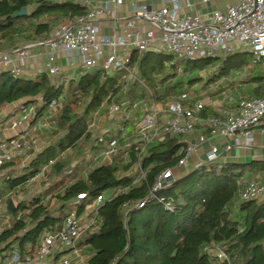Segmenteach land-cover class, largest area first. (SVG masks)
I'll return each mask as SVG.
<instances>
[{"label": "trees", "instance_id": "1", "mask_svg": "<svg viewBox=\"0 0 264 264\" xmlns=\"http://www.w3.org/2000/svg\"><path fill=\"white\" fill-rule=\"evenodd\" d=\"M24 8L27 15L15 18ZM85 13L86 8L75 0H0V39L10 43L19 37L37 40L54 28L50 20L43 22L46 18L57 24ZM137 56L134 54L133 61ZM216 60L207 58L193 63L183 70L180 85L169 87V81L178 74L172 56L149 52L140 63V77L154 92L162 87L156 91L161 100L170 93H183L186 84L192 87L201 81L199 73L217 66ZM230 60L224 61V65H230L225 72L241 67L242 62ZM79 75L64 84L46 73H0V111L21 100H41L44 111L53 100L62 103L52 131L53 142L36 154L25 174L7 181L9 189H16L46 167L50 186L43 194H50L54 204H45L44 195L20 204L13 214L22 213L21 217L0 234V257L15 248L22 256L28 254L43 235L63 226L68 208L77 207L79 218L84 219L87 214L92 217L94 213L87 207L98 196L127 188L99 209L98 228L81 237L79 246L83 247V254L90 256L88 264H264V199L238 200V180L255 169L264 170V162L220 163L194 169L158 192L161 202L152 201L139 208L157 177L176 168L182 157L179 152L186 144L182 138H175L143 150L137 144L125 151L119 148L109 163L91 168L93 158L88 149L99 143L89 126L110 97L118 99L124 95L123 86L119 84L120 75L103 78L101 71ZM138 89L143 94L147 92L133 83L128 94L136 98ZM253 92L257 98L263 97L264 84L259 83ZM33 102L29 100L26 105ZM210 112L205 109L202 115L207 117ZM108 139L99 145H105ZM77 160L86 170L85 177H76L81 166L74 165ZM138 160L147 176L141 185L134 186L127 174ZM70 169L73 172L69 175ZM73 178L78 179L70 183ZM79 195L86 196L79 200ZM211 246L223 250L228 261L222 263L205 250Z\"/></svg>", "mask_w": 264, "mask_h": 264}, {"label": "built area", "instance_id": "2", "mask_svg": "<svg viewBox=\"0 0 264 264\" xmlns=\"http://www.w3.org/2000/svg\"><path fill=\"white\" fill-rule=\"evenodd\" d=\"M75 1L86 8L84 15L63 20L54 28L49 39L31 42L27 47V51L36 47L50 49L46 66L40 73L58 77L60 83L64 84L70 79H77L79 74L96 71H101L103 78L120 75L119 84L123 86L124 95L118 99L110 97L104 108L107 117L114 122L113 130H118V133H133V138L129 139V143L126 142L125 148L137 144L143 150L147 146L175 138H182V142L186 144L179 152L182 157L176 168L167 169L157 177L148 196L139 203V208L152 201L161 202L158 192L176 180V169L187 167L189 159L199 148L204 149V154L195 169L220 164L234 147L252 144L253 130L264 124V96L241 100L237 110L227 112L224 117H204L202 113L206 109V103L203 98L197 99L195 91L188 85L183 93H170L158 100L156 93L140 77V63L149 52L172 56V64L180 60L198 61L205 58H221L225 61L228 55L242 52H248L259 62H263L264 0H239L225 11H212L205 17L190 11L196 0H134L127 14L122 13L121 9L128 0ZM199 1L208 3L209 0ZM20 52L21 50L16 49L0 53V73L24 74V60L28 55H24L19 61L14 57ZM60 53L65 54L67 65L77 67L80 73L64 76V67L56 64ZM134 54L138 55L136 61H133ZM133 83L147 90L136 100L128 96ZM26 104L16 108L15 111L22 118L21 121L12 123V128L25 125L27 130L43 108L41 100L39 104ZM60 109L62 103L53 100L45 111L47 115L53 116ZM3 118L4 113L0 111V121ZM128 122L130 125H127ZM89 130L93 133L95 124H91ZM197 131L206 133L197 138H188ZM109 133L110 131L101 133L96 138L98 143H104L109 138ZM217 137H223L227 142L219 146L212 144ZM38 147V138L28 137L26 133L1 140L0 171L22 158L24 152ZM107 147L105 155L108 157H113L119 151L115 140L110 141ZM135 169L132 184L139 186L146 180L147 173L140 160ZM72 172L70 169L68 174ZM238 184V197L243 202L264 199L263 181L241 177ZM126 191L127 188L114 193L104 192L98 196L87 208L94 213L89 219L79 218L75 209L69 210L63 226L43 235L34 250L31 249L22 256L19 249L15 248L5 259L0 257V264H82L83 247L79 246L81 237L98 228L99 209ZM85 196L79 195L78 198L82 200ZM5 201L6 199H0V223L10 228L22 213L11 216ZM205 250L222 263L228 261L227 254L215 246Z\"/></svg>", "mask_w": 264, "mask_h": 264}, {"label": "crops", "instance_id": "3", "mask_svg": "<svg viewBox=\"0 0 264 264\" xmlns=\"http://www.w3.org/2000/svg\"><path fill=\"white\" fill-rule=\"evenodd\" d=\"M238 1L239 0H209L208 3H200L199 0H196L195 5L190 9V11L194 13H198L203 17H205L212 11H225L227 7L236 5ZM133 2L134 0H128L126 4L122 7L121 12L122 13L126 12L127 14ZM49 20H50L51 28L53 26L55 28L59 23L58 22L57 24H53L52 23L53 21H51L50 18H46L45 20H43V22H49ZM54 28L52 29V31L54 30ZM52 31L50 32V34L44 35L45 37H42L37 40H28V41L29 42L45 41L50 38ZM41 53L42 55H40ZM49 53H50V49L48 47H36L30 50L28 54V58L24 62L25 64V66L23 67L24 75L34 76L36 74H39L42 71L43 67L46 66L48 60L47 55ZM57 59L58 60L56 64L64 67L63 68L64 76L76 75L80 73V69H77V67L75 66L70 67L67 65L65 54L63 53L58 54ZM246 78L247 77L245 78L242 77V80L243 79L247 80ZM219 82H221V80ZM257 85H258L257 82H255L253 88L256 87ZM208 87L205 86L204 89L200 90L199 92L195 90L194 96L197 99L203 98L204 102L206 103V109L211 110V112L209 113L210 115H217L220 117H224L227 112L237 110L238 103L244 99V98H239L238 101L227 100V97L215 99L216 96L213 95L212 93H209L210 89H208ZM217 96L220 97L219 95ZM29 100L34 101L33 103L39 104V100L37 99H29ZM29 100H21L12 103L2 110L4 113V118L0 121V141L11 136H16L19 133H26L28 137H37L39 140V147L37 149L28 150L24 152L22 158L18 159L15 163L5 166L0 171V199H6L5 202L7 203V208L10 200L14 202L17 209L20 204L34 197V196L29 197L28 192L25 193L23 191L30 184L36 181V178L42 173V170L35 177L31 178L27 183H25L23 186H18L16 189L13 190L9 189L7 181L11 178H17L25 174V172L28 169V166L36 157V154L42 152L48 145H50L53 142L52 131L55 129V119L57 118V116L61 111L60 109L56 115L51 116V115H47L46 111L41 110L42 109L41 108L39 110L38 117L32 120L27 130H25V125H21L19 128L16 129L12 128L11 127L12 123H14L15 121L17 122L21 121L22 118L20 113L18 111H15L16 108L19 105L27 103ZM103 110L96 113L93 116L92 124H95V130L93 132V135L95 136L96 139L101 133L105 134V132L110 131V133L108 134L109 139L108 142L105 145H103V149L101 150L97 148L99 144L96 143H94L88 149V153L90 152L91 158H93L90 165L91 168L98 166L100 163H104L105 159H108V163L111 161V158L105 155L106 151L108 150L107 145L110 141L115 140L119 148L125 151L124 145L126 144V141L133 138L132 133H118V130L116 129L113 130V128L115 127L114 122H112L108 117L103 116L106 113V108H104ZM102 117H104V119H102ZM127 125H130V122H128ZM204 133H206V131H197L194 134L190 135L188 138L191 139L197 138L198 136ZM226 142L227 140L225 138L217 137L215 140L212 141V144L214 143L219 146L225 144ZM203 154H204V149L199 148L197 152H195L189 159L187 167L176 169V171L174 172L176 178L177 179L181 178L187 175L190 171L194 170L195 166L198 165L201 159L203 158ZM251 161L264 162V124L253 130V142L251 145H242L240 147L239 146L234 147L232 151H230L228 156L225 158V160L222 161V163L247 164L250 163ZM74 163L75 166L77 164L78 165L81 164L79 160L75 161ZM22 165L24 166L22 167ZM44 168H45V174L47 176V177L44 176V178L46 181H48V169L46 167ZM135 173H136V169L134 167L133 171H131V173L129 172V174L127 175H131L133 179ZM86 174H87L86 170L84 166L81 164L80 171L76 177L78 178H80L81 176L85 177ZM250 174H252L251 178H257L260 181L264 182V170L255 169L254 171H250ZM242 177H246V176L243 175ZM78 178H73L71 181L75 182L77 181ZM66 187L67 185L62 187L57 193L63 191ZM20 195L22 197H20ZM23 196H25V198H23ZM45 196L46 195H44V197ZM50 199L52 200V197ZM238 200L242 201L240 197H238ZM43 202L45 204L47 203H51V205L54 204L53 203L54 200H52V202L46 203L44 198H43ZM89 207L90 206H88L87 208ZM73 209L74 208L71 209L68 208V210H66V214L69 210H73ZM75 210H77V207H75ZM8 211L10 212L11 216L14 215L13 212L9 210V208ZM86 218L89 219L90 217L86 216ZM6 228L7 227H5L3 224L0 223L1 232ZM8 253L9 252L3 254L4 259ZM89 259H90L89 255L82 253V258H81L82 264H88Z\"/></svg>", "mask_w": 264, "mask_h": 264}, {"label": "rangeland", "instance_id": "4", "mask_svg": "<svg viewBox=\"0 0 264 264\" xmlns=\"http://www.w3.org/2000/svg\"><path fill=\"white\" fill-rule=\"evenodd\" d=\"M60 21L59 23H61ZM58 23V24H59ZM57 24V25H58ZM31 45V42L28 40L22 39L19 37L16 39L15 42L10 43L6 40L0 39V53H8L13 50L19 49L21 52L18 55H15L14 58L18 59L19 61L21 58L24 57V55H28L30 50L27 51V47ZM34 49V48H33ZM207 59V58H205ZM217 60L215 63H217V66L214 68L206 69L202 72L199 73V77L202 79L198 83H196L194 86H192V89L195 91H200L204 89L205 86H209L208 89H210L209 93H212L215 95V99L218 98H224L227 97V100H232V101H238L239 98H244V99H253L257 98V94L253 92V86L255 85V82L257 84H264V78L263 79H258L259 77H264V61L259 62L255 56L252 54H249L248 52H242V53H235V54H230L228 55L227 59H231L230 61H240L242 62L241 67L237 69H233L232 71L225 72L230 69L229 64L224 65V60L221 58H216ZM227 59L225 61H227ZM26 60V59H25ZM24 60V62H25ZM173 60V57H172ZM174 61V60H173ZM199 61V60H198ZM197 61H183L180 60L179 62H176L178 74L171 79L168 83L169 87H172L173 85L179 86L180 85V78L184 75L183 70H186L189 68L190 65L195 63ZM171 64V63H170ZM243 68V69H241ZM220 69V71H219ZM241 69V70H240ZM177 73V72H176ZM32 76V75H30ZM231 76V77H230ZM242 77L247 80H242ZM221 80V82H219ZM186 81V80H185ZM188 84H186L187 86ZM191 88V87H190ZM162 87H157L156 91L161 90ZM164 90V89H163ZM143 92L142 89L137 90V97ZM67 94V92H66ZM219 95L220 97H218ZM128 96H131L128 94ZM132 97V96H131ZM132 97L134 100L137 99ZM107 117V113L103 115ZM104 119V117H102ZM133 134V133H132ZM127 139V138H126ZM131 140V139H130ZM129 143V140L126 141ZM125 146V145H124ZM97 148L100 150L103 149V145H99ZM91 158V157H90ZM89 158V159H90ZM24 165H22L23 167ZM210 166V165H208ZM23 169V168H22ZM46 174H45V168L42 169V173L36 178V181L30 184L25 190L28 192L29 197L31 196H38V195H44L50 186L49 180H45ZM246 178H251L252 174L250 172L246 173ZM20 197H22L20 195ZM25 198V196H23ZM51 195L48 194L44 197L45 202H52L50 199ZM27 199V198H26ZM238 201V200H236ZM54 203V202H53ZM86 258V257H84Z\"/></svg>", "mask_w": 264, "mask_h": 264}, {"label": "water", "instance_id": "5", "mask_svg": "<svg viewBox=\"0 0 264 264\" xmlns=\"http://www.w3.org/2000/svg\"><path fill=\"white\" fill-rule=\"evenodd\" d=\"M25 15H27V10L24 8V9H22L20 12H18L15 15V18L23 17ZM104 163L107 164L108 163V159H105ZM8 208H9V210L11 212H15L16 206H15V204H14V202L12 200L9 201Z\"/></svg>", "mask_w": 264, "mask_h": 264}]
</instances>
